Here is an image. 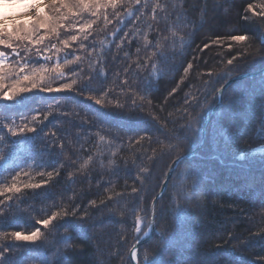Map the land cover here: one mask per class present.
<instances>
[{
  "label": "trees",
  "instance_id": "trees-1",
  "mask_svg": "<svg viewBox=\"0 0 264 264\" xmlns=\"http://www.w3.org/2000/svg\"><path fill=\"white\" fill-rule=\"evenodd\" d=\"M154 2L147 0L145 8L141 0L132 15L126 3L118 7L119 22L108 8L112 23L105 26L101 16L85 49L75 42L66 49L83 62L69 66L52 86L74 78L77 91L36 90L22 101H0V155L7 157L0 159V185L10 184L18 171L20 181H47L39 189L0 195H12L10 207L0 205V231L40 227L46 238L31 246L0 241V250L17 246L10 256L23 264H132L128 252L148 227L169 164L198 145L207 117L203 145L175 165L155 202V232L139 246L140 261L147 254L153 264H264V72L225 87L210 111L226 80L264 67V22L246 11L264 0H158L167 12H153ZM88 19L95 18L85 13L78 22ZM74 34L61 30L60 39ZM231 35L246 40L231 41ZM53 43L60 46L55 39L48 46ZM0 51L10 53L3 46ZM34 60L30 67L57 62ZM86 77L90 83L81 93ZM90 96H103L107 107ZM37 111L39 120L30 122ZM101 111L138 118L101 119ZM3 123H28L38 131L24 139ZM73 208L75 215L59 216L52 227L36 223Z\"/></svg>",
  "mask_w": 264,
  "mask_h": 264
},
{
  "label": "snow or ice",
  "instance_id": "snow-or-ice-1",
  "mask_svg": "<svg viewBox=\"0 0 264 264\" xmlns=\"http://www.w3.org/2000/svg\"><path fill=\"white\" fill-rule=\"evenodd\" d=\"M16 3L22 4L25 11L22 16H26V19H9L3 15H0V46L6 49H10V53L5 51H0V101H17L20 98L22 101L24 99L23 94L31 93L33 91H41L45 93L51 92H62L65 90L77 91L74 86L78 85L77 79H70V82L64 83L60 82L57 87L52 86V82L56 78H62L66 75V69L70 73L69 66L75 65L77 63H82L84 57L79 55H74V53L66 52V49L71 47L73 42L79 45V49H85V44L83 41L88 40L94 26L97 21L103 16L105 26L112 23L108 19L106 10L111 8L114 12V18L119 22L123 19L121 12L116 11L118 7H122L125 3L128 5L126 11L128 15H132V6L140 5L141 0H15ZM144 7H148L147 0H144ZM152 10L155 12L157 9L167 12V6L158 2H154L152 5ZM259 8V11H255ZM246 11L253 12L255 16L261 18L264 22V2L260 4H248ZM51 13V14H49ZM87 13L95 19H88L86 21L78 22L82 20L83 15ZM139 19V17H138ZM61 30H74L76 34L71 35L67 39H60ZM127 35V34H126ZM59 40V45L51 44L48 46V41ZM231 41H245L246 37L244 35H231L229 37ZM219 40L213 41V43H218ZM157 47L160 44L157 43ZM209 45L205 44L204 48H208ZM229 48L232 47L231 44L228 45ZM23 53V55H21ZM64 54V55H61ZM244 53H237V56L243 55ZM67 55H73V59H67ZM89 57L92 55L91 52L88 53ZM43 57L44 61H49L56 59V63L47 67L45 64H40L39 67H30L31 64L35 63L34 57ZM63 60V64L59 63V60ZM236 57L227 60L228 65H232ZM125 71H128L125 69ZM185 72L188 71L187 68L184 69ZM230 71V69H229ZM74 75V74H72ZM85 83L80 85L81 93L85 88H88L90 83L89 78H85ZM176 89L173 88L172 92ZM90 99L94 100L96 105H101L107 107L104 102L103 96L101 98H96L95 96H90ZM109 103L114 104L116 108H122V104L110 101ZM51 108V105H49ZM49 113H44L45 119ZM101 119L118 117L127 120H135L138 117L129 113L128 115H122L116 111H101L99 113ZM40 113L37 111L36 115L31 117L30 122H37L39 120ZM3 128L7 129L8 133L12 136H19L24 139H28L27 133H35L38 131L37 128L30 127L28 123L23 125H15L14 123H3ZM3 137L0 136V140ZM0 159H7L6 156L0 155ZM87 163V161H85ZM84 165H81L83 168ZM21 172H16L12 176L11 183L8 185H0V195L5 193L17 194L21 193L22 189H39L42 184L47 183V181H42L41 183H31L23 182L18 178L21 176ZM23 175H28V173H23ZM48 177H52L53 173L48 172ZM31 179V178H30ZM132 191L135 193L136 188ZM12 195L5 196L4 200H0V205H6L10 207L8 201L12 199ZM95 204V201L92 202ZM4 212V208H0V213ZM76 209L70 213L64 212H52L47 218H41L36 221L38 225H43L45 227H52L53 221L62 215H75ZM123 215V213H120ZM87 212L83 213L86 217ZM142 220L139 214H137L135 219L136 231L139 232ZM149 227H154V220L149 223ZM162 235V233H161ZM44 237L40 227H36L35 230L30 232L22 231H11L3 232L0 231V241H16V242H28L27 246H31L36 241L41 240ZM23 246V247H27ZM17 246H4L0 250V264H23V260L16 259V256H10V253L15 251ZM18 255V253H17ZM131 259L133 261H139V264H153V261L146 254L143 261H140V254L133 246L131 251ZM37 258L38 257H34ZM41 264H47L46 260L41 261Z\"/></svg>",
  "mask_w": 264,
  "mask_h": 264
},
{
  "label": "rangeland",
  "instance_id": "rangeland-1",
  "mask_svg": "<svg viewBox=\"0 0 264 264\" xmlns=\"http://www.w3.org/2000/svg\"><path fill=\"white\" fill-rule=\"evenodd\" d=\"M25 11L24 7L22 4H18L15 2V0H0V15H3L5 17H8L9 19H12V18H15V19H26L27 17L26 16H22V13ZM263 41H264V38H263ZM11 52V50H10ZM35 67V66H34ZM38 67V66H36ZM264 68V67H263ZM262 69V68H261ZM261 73L259 70L258 71H255V72H252L253 75L255 74H259ZM249 75V74H248ZM222 88V86L220 87V89ZM224 88H222V91H223ZM219 91V90H218ZM221 96H222V92H221ZM220 103V100H219V97H218V102L217 104L213 105L211 108H210V111H211V114L214 113L218 107V104ZM217 106V107H216ZM209 117H207L208 119ZM206 120V119H205ZM210 122V121H209ZM209 122L207 124H205V121L203 123V127H202V135H201V139L198 143V145H196V147L192 148L189 152H187L186 154L184 155H180L179 157L175 158L170 164H169V167L171 165H176L180 160L184 159V158H188L190 156H192L197 150L199 147H201L204 143V140H205V136H203V134H205L206 132V129H207V126L209 124ZM186 140L188 139L187 137L185 138ZM175 161H176V164H175ZM174 172V169L172 171V174ZM172 174L170 175L169 179H167L168 181L170 180ZM166 180V176L164 177L163 181ZM162 181V182H163ZM162 184V183H161ZM168 184V183H167ZM151 207H153V214H155L154 212V206L151 204L150 205V214H151ZM154 220V218H153ZM149 222H150V215H149ZM149 226V224H148ZM148 228V227H147ZM146 228V230H147ZM146 230L143 232V234L140 236V238L138 240L141 239V237L145 234ZM155 232V231H154ZM154 235V234H153ZM136 240L133 245L138 241ZM148 241V240H147ZM145 241V242H147ZM144 242V243H145ZM144 243L140 244L139 246L143 245ZM132 245V247H133ZM139 246L137 247V250L139 248ZM132 247L130 248V250L132 249ZM130 250L128 252V255L130 254ZM130 258V257H129ZM138 263V261H137Z\"/></svg>",
  "mask_w": 264,
  "mask_h": 264
},
{
  "label": "water",
  "instance_id": "water-1",
  "mask_svg": "<svg viewBox=\"0 0 264 264\" xmlns=\"http://www.w3.org/2000/svg\"><path fill=\"white\" fill-rule=\"evenodd\" d=\"M262 71H264V69L260 70V72H262ZM227 84H228V83H227ZM227 84H225L222 88H224ZM222 88L219 89V92H218V93H219V100L221 99ZM207 123H208V119L205 120V124H207ZM171 170H172V168H171L170 171L168 172V175H167L166 178H168V177L170 176ZM166 184H167V179L163 182L160 193L164 190V188L166 187ZM160 193H159L157 196H159ZM151 209H152V211H151V214H150V222L153 221V217H154V214H153V207H151ZM150 222H149V223H150ZM154 231H155V228H154V227H151V228H150V227L148 226V228H147L145 234H144V235L141 237V239L138 240L133 246H136V249H137V247H138L140 244H142V243H144L145 241L149 240V239L153 236ZM132 249H133V247H132ZM132 249L130 250V254H131ZM130 254H129V257H130V260H131L132 264H138L137 261H133V260L131 259V255H130Z\"/></svg>",
  "mask_w": 264,
  "mask_h": 264
},
{
  "label": "bare ground",
  "instance_id": "bare-ground-1",
  "mask_svg": "<svg viewBox=\"0 0 264 264\" xmlns=\"http://www.w3.org/2000/svg\"><path fill=\"white\" fill-rule=\"evenodd\" d=\"M262 69H264V68H262ZM262 69H259V71L260 70H262ZM262 72H264V71H262ZM253 75L252 73H246V74H240V75H238V76H235V77H233V78H230V79H228V80H226L225 82H224V84L222 85V87L225 85V84H227L225 87H227L228 85H230L231 83H233V82H235V81H237V80H240L241 78H243V77H245V76H247V75ZM224 87V88H225ZM219 92V91H218ZM218 97H219V93H218ZM221 98H222V96H221ZM220 101H221V99H220ZM219 105V104H218ZM217 107V106H216ZM207 119V118H206ZM210 121V117L208 118V122ZM203 136H205V134H203ZM175 164H176V161H175ZM172 168V170H171V173H170V175L172 174V171H173V169H175V165H171L169 168H168V170H167V173H166V177H167V175H168V172L170 171V169ZM170 177V176H169ZM169 177L168 178H166V179H169ZM165 181V180H164ZM163 181V182H164ZM163 182H162V184H163ZM167 183H168V180H167ZM162 184H161V186H160V188H159V190H158V192H157V194H156V196L154 197V199L152 200V202H151V204L154 206L155 205V202H156V200L163 194V192L166 190V187H167V184H166V187L164 188V190L160 193V191H161V187H162ZM160 193V195L159 196H157L158 194ZM154 218V217H153ZM154 228H155V222H154Z\"/></svg>",
  "mask_w": 264,
  "mask_h": 264
}]
</instances>
